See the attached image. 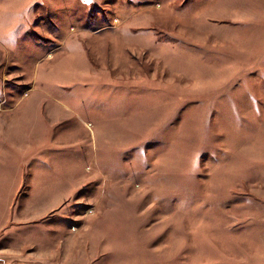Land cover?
Returning <instances> with one entry per match:
<instances>
[{"label":"rangeland","instance_id":"1","mask_svg":"<svg viewBox=\"0 0 264 264\" xmlns=\"http://www.w3.org/2000/svg\"><path fill=\"white\" fill-rule=\"evenodd\" d=\"M3 97L0 264H264V0H0Z\"/></svg>","mask_w":264,"mask_h":264},{"label":"crops","instance_id":"2","mask_svg":"<svg viewBox=\"0 0 264 264\" xmlns=\"http://www.w3.org/2000/svg\"><path fill=\"white\" fill-rule=\"evenodd\" d=\"M5 97L0 99V103H2V101H5L4 99ZM54 99V100H53ZM52 101L54 102H60L59 100H57V98L52 97ZM51 112V111H50ZM58 114V113H57ZM60 114V113H59ZM46 116V115H45ZM28 116L24 115L23 117H21V121L20 119L16 120L13 111H11L10 108H1L0 107V158L2 159H14L13 154H17L18 158L19 155L24 158V156H26L28 153H25L28 150H30L32 148V146L34 145H39L41 146L40 143H42V140H44V138L38 137V132L36 131V129L33 131V128L31 126H28V119H26ZM48 127V139L50 138L51 143L48 144L50 145V148L53 149V151L57 152L58 149H66L64 148L65 145L62 142H59L56 140V138L54 137V125H47ZM25 153V154H24ZM38 153L42 154V151H39ZM57 154H54V157H56ZM13 157V158H12ZM30 158V157H29ZM46 158V157H45ZM43 158V159H45ZM77 159V158H76ZM50 159H47L46 162L48 163L49 168H54V161L51 160V162H49ZM15 160H13L14 162ZM27 160L23 161H19V162H15L17 165H19L21 167V169L23 170L22 167H24L23 162H26ZM36 162L35 165H37V163H44L43 160H39V159H31L29 162L32 164V162ZM28 162V163H29ZM30 165V164H29ZM18 167V166H17ZM19 169V167H18ZM54 169L50 170V172H53ZM23 173V172H22ZM69 178L71 179L72 182V174H68ZM61 194H56L53 197L50 198H54L57 196H60ZM46 205V204H44ZM43 205V206H44ZM51 210V208H50Z\"/></svg>","mask_w":264,"mask_h":264}]
</instances>
